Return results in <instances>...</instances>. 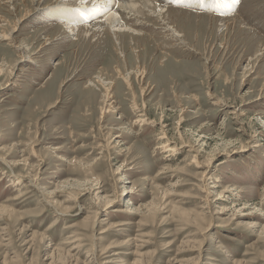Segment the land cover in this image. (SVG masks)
<instances>
[{
	"label": "rangeland",
	"instance_id": "obj_1",
	"mask_svg": "<svg viewBox=\"0 0 264 264\" xmlns=\"http://www.w3.org/2000/svg\"><path fill=\"white\" fill-rule=\"evenodd\" d=\"M54 1L0 0V264H264V0Z\"/></svg>",
	"mask_w": 264,
	"mask_h": 264
},
{
	"label": "bare ground",
	"instance_id": "obj_2",
	"mask_svg": "<svg viewBox=\"0 0 264 264\" xmlns=\"http://www.w3.org/2000/svg\"><path fill=\"white\" fill-rule=\"evenodd\" d=\"M79 2H72L69 3L66 0H55L53 4V9L51 11V15L49 17L57 18L62 21V23L65 24V28L70 29L71 32L74 30H79V27H77V23H84L87 19H92L97 17L98 14H103V22L107 26L108 31L115 39V42L119 44V35L120 33L129 31L132 27L128 25L129 20H133L134 24L139 26L146 24V22L143 21L142 15L147 16L146 14L149 12L152 16H155L158 18H161L165 21L171 20L168 18V11L173 9L177 11L187 12L190 13L191 11L184 10L181 8H165L164 11H161V8L158 4H160L159 0H124L123 2H116V0H92L89 1L87 4H84L81 2V0H78ZM40 2V1H38ZM223 3L219 2V5H222ZM210 5H213L211 3ZM230 5V4H226ZM114 7V9H113ZM37 9V10H36ZM41 8L36 7L35 10L30 11L26 13L21 20H27L29 19L36 11L40 12ZM44 9V8H43ZM113 9V10H111ZM118 11H117V10ZM196 13V12H195ZM165 15V16H164ZM210 18L219 21L220 18L217 16H213L211 12L209 14H206ZM142 16V17H141ZM200 16V14L198 15ZM237 16L232 15L229 18H222L223 23L222 25L225 26V28H232L236 29L241 28V25H238L237 22ZM227 19V20H226ZM224 20H226L224 22ZM33 21V20H32ZM164 21V24H165ZM172 21V20H171ZM77 22V23H76ZM158 22V21H157ZM154 23V22H153ZM214 23V22H213ZM150 24V23H149ZM170 24V23H169ZM211 25V24H210ZM146 26V25H145ZM135 28H133L134 30ZM11 35V34H10ZM176 35V34H175ZM1 38L8 39L9 36L6 33L2 32ZM44 45V44H43ZM47 45V44H46ZM121 47V46H120ZM122 56L123 53H122ZM140 58V57H139ZM107 108L102 109V113L108 112L110 108H112V102L106 103ZM139 120V119H138ZM144 121V119H140L139 121ZM159 145H157L156 148H158ZM171 150V147L169 148ZM173 149V148H172ZM170 152V151H169Z\"/></svg>",
	"mask_w": 264,
	"mask_h": 264
},
{
	"label": "snow or ice",
	"instance_id": "obj_3",
	"mask_svg": "<svg viewBox=\"0 0 264 264\" xmlns=\"http://www.w3.org/2000/svg\"><path fill=\"white\" fill-rule=\"evenodd\" d=\"M82 3L87 4L88 0H81ZM174 2L179 3L180 0H174ZM220 3L224 4H231V5H238L240 3V0H218Z\"/></svg>",
	"mask_w": 264,
	"mask_h": 264
}]
</instances>
